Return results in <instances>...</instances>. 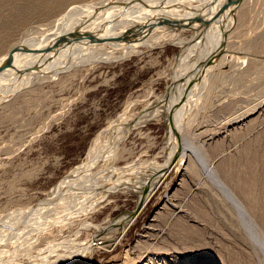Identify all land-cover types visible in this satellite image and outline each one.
<instances>
[{
  "label": "rangeland",
  "instance_id": "374dc122",
  "mask_svg": "<svg viewBox=\"0 0 264 264\" xmlns=\"http://www.w3.org/2000/svg\"><path fill=\"white\" fill-rule=\"evenodd\" d=\"M90 1L0 0V59L71 8L103 2ZM152 1L131 16L87 13L107 18L98 19L106 31L122 21L111 42L156 43L124 53L103 41L51 43L41 72L1 96L0 264H264V0L227 4L215 61L196 75L191 50L207 25L187 8L203 0ZM147 103L160 109L139 113Z\"/></svg>",
  "mask_w": 264,
  "mask_h": 264
},
{
  "label": "bare ground",
  "instance_id": "6f19581e",
  "mask_svg": "<svg viewBox=\"0 0 264 264\" xmlns=\"http://www.w3.org/2000/svg\"><path fill=\"white\" fill-rule=\"evenodd\" d=\"M90 1V0H89ZM94 0H92V1H90V3H92ZM99 1V0H98ZM146 0H144V4H145V6H146V3H150V0H147L146 2H145ZM161 1V0H160ZM177 1V0H176ZM188 1V0H187ZM187 1H185V2H187ZM231 0H209V1H206V0H203V5L200 7V8H196V9H193L192 10V12H191V10L189 11V8H187L188 9V13H187V15L189 16L190 14H192V13H194V14H192V16L191 17H196L200 22H201V26H206V28H205V30H201V32H204L205 34V36H202L198 41H197V43H196V45L193 47V49L191 50L192 51V58H191V62H190V65L192 66V67H194V68H192L191 69V75H196V73H201L200 71H203V72H205V71H207L212 65H211V63L212 62H214L215 61V58H216V55L218 54V52H217V50H218V45H219V35H218V31H220L221 29H219V28H221V26L220 25H222L223 23H222V19H223V17H224V14L226 13V7H227V9H229L228 8V6L230 5V2ZM236 1V0H235ZM101 2H102V0H101ZM155 2V1H154ZM158 2H159V0H158ZM162 2V1H161ZM160 2V3H161ZM164 2V1H163ZM166 2V1H165ZM165 2H164V4H165ZM167 2H169V1H167ZM87 2H85V5H78V6H76V7H74V8H71L70 10H68L66 13H64L63 15H61V17H60V19L57 21V22H55L53 25H51V26H49V29L48 30H46V32L43 34V35H41V36H39V37H36V39L34 38L33 40H32V42L30 43V45H28V48H27V46H25L26 48H24L25 50L23 51L22 49H23V47H22V51L23 52H21L20 50H18V51H15V52H17V54H15V55H13V57H12V55L11 54H9L8 53V55H11L10 57L12 58V59H8V58H4V60H6V61H4V60H2V59H0V99H1V96L3 95V94H5V93H8L9 91L11 92L12 90H9L8 88H10L11 89V85H13L16 81H22V80H25L26 78L28 79V77H30V76H32L31 78H34L33 76L36 74V72H41V71H37L38 70V68L39 67H41V64H42V62L45 60V58H46V54L48 53V48H50L51 50H53L54 48L51 46L50 47V45L49 44H51V43H55V42H59V43H61V42H78L79 43V41H81V42H84L85 40L84 39H86V41H89V42H93V43H96V44H98L100 41H103L104 43H105V45L107 44L108 46H110V47H118V48H120L121 46H124V47H127V48H120L119 50H112V51H123V53L126 51V52H129V51H136V50H139L141 47H144V46H146V45H148V44H150V42H153V40H154V42L157 40V39H155L154 37H153V40H148V41H145L144 42V40H143V42H141V41H139V42H141V43H139V44H134L133 45V43L131 44V46H130V43H128V44H123V43H120V42H111L110 41V38L111 37H113V35H112V33H110L111 31H108L110 28V26H112V25H109L110 24V21L108 22V21H106V22H108V26H107V28H108V30L106 31V26L105 27H101V25L99 24V21H98V19H101L102 20V15H101V18H98V17H100V15L98 14V16H97V14H96V16L94 15H89L87 12H90L91 11V9H95V11H96V7L98 8V10L99 11H107V10H109L110 8H112V9H114V10H112L109 14H111V13H116V12H118V11H123V10H128V9H130V8H132L134 5V9H136V12H137V8H136V3H138V5L137 6H139V3L140 4H142V5H144L143 3H141V0H140V2H139V0H115L114 2H111V0H110V3H109V5L108 6H106V5H104V3H107V2H105V0H103V2L102 3H96V7L95 6H88V5H90V4H86ZM89 3V2H88ZM94 3H95V1H94ZM148 3V4H149ZM155 3H157V1L155 2ZM175 3V2H174ZM177 3V2H176ZM188 3V2H187ZM151 4H154L153 3V1L151 0ZM163 4V3H162ZM181 4V3H180ZM227 4H229L228 6H227ZM93 5V4H92ZM115 6L114 8L112 7V6ZM158 5H159V3H158ZM93 7H95V8H93ZM140 7V6H139ZM147 7H149V6H147ZM151 7H152V5H151ZM155 7V6H154ZM180 7H183V6H181L180 5ZM179 7V8H180ZM153 8V7H152ZM163 8H166V7H163ZM232 8V7H231ZM141 9H143L142 11L143 12H145L144 10H149V9H145L144 7L142 8V6H141ZM141 9H139V11H140V13H142L143 15H144V13L143 12H141ZM155 8H153V10H154ZM171 9V8H170ZM169 9V10H170ZM176 9V8H175ZM156 10V9H155ZM155 10L153 11V14L155 13V15L154 16H156V13H158L159 14V12L157 11V12H155ZM172 10V9H171ZM170 10V11H171ZM174 10V9H173ZM130 11V10H129ZM129 11H127L128 13H129ZM132 11V10H131ZM130 11V12H131ZM150 11H152V9H150ZM169 11V12H170ZM175 11V10H174ZM94 12V11H93ZM98 12V11H97ZM134 12V11H133ZM172 12V11H171ZM177 12H178V10H177ZM177 12H175V13H177ZM190 12V13H189ZM91 13V12H90ZM124 13H126V12H124ZM138 13V12H137ZM137 13H136V15H137ZM140 13L137 15L138 17H139V15H140ZM163 13V12H162ZM168 13V12H167ZM174 12H173V15L172 16H174V14H175ZM229 13V12H228ZM134 14V13H133ZM141 14V15H142ZM146 15L148 14L147 12L145 13ZM153 14H151V17H152V15ZM170 14V13H169ZM184 14L185 13H183V14H181L182 15V18H183V16H184ZM115 15H117V13L115 14ZM123 15H125V14H123ZM123 15H121L120 14V16L121 17H124ZM129 15H130V13H129ZM136 15H135V17H136ZM146 15H144V16H146ZM150 15V14H149ZM160 15V14H159ZM166 14H164V16H165ZM171 15V14H170ZM169 15V16H170ZM177 15V14H176ZM187 15H185V17H187ZM194 15V16H193ZM110 16V15H109ZM119 16V17H120ZM125 16H128L127 15V13H126V15ZM131 16V15H130ZM148 16V15H147ZM146 16V17H147ZM153 16V17H154ZM178 16V15H177ZM26 17V16H25ZM118 17V18H119ZM145 17V18H146ZM150 17V18H151ZM179 17L181 18V16L179 15ZM190 17V16H189ZM190 17V18H191ZM111 18H112V15H111ZM117 18V19H118ZM129 18V17H128ZM142 19L141 20H143V17H141ZM155 18V17H154ZM164 18H167V15L164 17ZM163 18V19H164ZM172 18V17H171ZM175 18V17H174ZM107 19V18H106ZM105 19V20H106ZM110 19V18H109ZM108 19V20H109ZM113 20H114V15H113V18H112ZM111 19V20H112ZM122 19V18H121ZM121 19H119V20H121ZM132 19V18H131ZM135 19H137V18H135ZM134 19V20H135ZM153 18H151V20H152ZM163 19H161L162 21L161 22H163ZM167 19H169V18H167ZM166 19V21L168 22V24H169V21ZM176 19V18H175ZM187 19V18H186ZM186 19H184L185 21H187ZM104 19L102 20V21H105ZM112 20V21H113ZM118 20V21H119ZM125 21H128L127 22V24H129V20H127V19H124ZM133 20V19H132ZM138 20V19H137ZM137 20H136V22H137ZM147 19H145L144 21H146ZM155 20V19H154ZM165 20V19H164ZM172 20H174V19H172ZM171 20V21H172ZM188 20H190V19H188ZM193 20V19H192ZM224 20V19H223ZM15 21V20H14ZM98 21V22H97ZM101 21V22H102ZM115 22H116V20H114ZM139 21V20H138ZM156 21H158L157 20V18H156V20H155V22ZM170 21V24L172 23ZM177 21V20H176ZM178 21H181V20H178ZM197 21V20H196ZM54 22V21H53ZM105 22V23H106ZM114 22V24H115V26L116 27H118L119 26V24L122 22H120V23H118V26L116 25V23ZM142 22V21H141ZM154 22V23H155ZM175 22V21H174ZM104 22H102V24H103ZM112 23V22H111ZM124 23H126V22H123V24ZM132 23H134L135 24V22L134 21H132ZM132 23H130V24H132ZM144 23L145 22H142L141 24H143L144 25ZM147 23H148V21H147ZM164 23V22H163ZM162 23V24H163ZM176 23V22H175ZM107 24V23H106ZM113 24V25H114ZM126 24V25H127ZM136 24H138V22L136 23ZM140 23H139V25L140 26H142ZM156 24V23H155ZM154 24V25H155ZM157 24H159V23H157ZM166 24V23H165ZM122 24H120V26H121ZM145 25H146V23H145ZM150 25V24H149ZM148 25V26H149ZM115 26H113L114 28H115ZM125 26V25H124ZM129 26V25H128ZM113 27H111V29L113 28ZM122 27V26H121ZM134 27V26H133ZM136 27H139V26H136ZM198 27V26H197ZM105 29V30H104ZM110 29V30H111ZM122 29V28H121ZM124 29V28H123ZM202 29H203V27H202ZM115 30L116 29H114V31H113V34H114V32H115ZM119 30V29H118ZM135 30V29H134ZM151 30H152V28H151ZM194 30H195V28H194ZM131 31V30H130ZM132 32V31H131ZM128 33H130V32H128ZM152 33V32H151ZM124 34V33H123ZM131 34V33H130ZM130 34H128V36L130 35ZM150 34V33H149ZM115 35V34H114ZM133 35H135V34H133ZM146 35V34H145ZM160 35V34H159ZM159 35H158V37H159ZM198 35H199V33H198ZM124 36V35H123ZM128 36H125V37H128ZM149 36H151V34L149 35ZM197 36V35H196ZM158 37H156V38H158ZM198 37V36H197ZM137 38H138V36H137ZM151 39H152V37H150ZM83 40V41H82ZM109 40V41H108ZM119 40V39H118ZM124 41H126L125 39H123ZM197 39H195V41H196ZM130 42H131V40H129ZM133 41V40H132ZM88 42V43H89ZM103 42H101V43H103ZM138 42V41H137ZM153 42V43H154ZM65 43V44H66ZM66 44L67 46L69 45V44H71L72 46H73V44L72 43H69V44ZM74 43V44H75ZM86 44H88L87 42H85ZM125 43H127V42H125ZM156 43V42H155ZM27 44H29V43H27ZM152 44V43H151ZM54 46H57V45H54ZM65 46V45H64ZM63 46V47H64ZM76 46V45H75ZM13 47V46H12ZM62 47V48H63ZM187 47V46H186ZM14 48V47H13ZM12 48V49H13ZM19 48V47H18ZM53 48V49H52ZM69 48H71L72 49V47L70 46ZM81 48V47H80ZM86 48V47H85ZM60 49V48H59ZM11 50V49H10ZM15 50V49H14ZM56 50H58V48L56 49ZM64 50V49H63ZM66 50V49H65ZM64 50V51H65ZM77 50V49H76ZM89 50V49H88ZM73 50H71V52H72ZM190 51V52H191ZM219 51V50H218ZM14 51H13V53H15ZM51 52V51H50ZM50 52H49V54H50ZM99 52V51H98ZM6 53V52H5ZM59 53L60 54H62L63 53V51H62V53L59 51ZM97 53V52H96ZM53 54V53H52ZM52 54H51V56H52ZM5 54H3V56H4ZM7 55V54H6ZM65 55V54H64ZM70 55V54H69ZM72 55V54H71ZM75 55V54H74ZM83 55V54H82ZM87 55H88V53H87ZM113 55V54H112ZM3 56H0L1 58L3 57ZM89 56V55H88ZM188 56H190V55H188ZM187 56V57H188ZM7 57H9V56H7ZM9 57V58H10ZM187 57L185 58V59H187ZM55 58H56V56H55ZM55 58H54V60H55ZM181 58H183V57H181ZM46 59H48V58H46ZM58 59H59V57H58ZM58 59H56V60H58ZM64 59H66V58H64ZM79 59V58H78ZM179 59V58H178ZM69 60V59H68ZM80 60V59H79ZM180 60H182V59H180ZM184 60V59H183ZM189 60V59H188ZM75 61H77V60H75ZM6 62V63H5ZM49 62V61H48ZM60 62V61H59ZM69 62V61H68ZM45 63H47L46 61H45ZM51 63V62H50ZM54 63V62H53ZM62 63V62H61ZM183 65V64H182ZM63 66V65H62ZM185 66V65H184ZM43 67H44V65L42 64V69H43ZM189 68H191V67H189ZM184 69V68H183ZM40 70V69H39ZM184 71V70H183ZM189 72V71H188ZM202 72V73H203ZM206 73V72H205ZM205 73H204V75L203 76H205ZM181 74V73H180ZM186 74L188 75V74H190V73H187L186 72ZM38 75H39V73H38ZM199 75H201V74H199ZM36 76V75H35ZM179 76V75H178ZM174 77V76H173ZM192 77H194V76H192ZM191 77V78H192ZM198 77V76H197ZM183 78V77H182ZM194 78H196V77H194ZM30 79V78H29ZM177 79V78H176ZM193 79V78H192ZM199 79H200V77H199ZM201 79H202V77H201ZM205 79V78H204ZM194 80V79H193ZM199 81V80H198ZM26 82H27V80H26ZM25 82V83H26ZM28 82H29V80H28ZM183 82V81H182ZM194 82V81H193ZM23 83H24V81H23ZM24 83V84H25ZM192 83V82H191ZM16 84V83H15ZM17 84H19V83H17ZM17 84H16V86H17ZM179 84H180V82H179ZM179 84L176 86V88L174 89V91H173V93L172 94H176V93H178L177 95H179V92L180 91H182L183 89H181V88H183V87H180L179 86ZM195 84V83H194ZM176 85V84H175ZM191 85V84H190ZM192 85H193V83H192ZM191 85V86H192ZM197 85V84H196ZM183 86V85H182ZM195 86V85H194ZM18 87V86H17ZM17 87H15V88H13V89H17ZM191 89V87L189 86L188 87V89ZM187 89V88H186ZM193 89V88H192ZM8 91V92H7ZM188 93V92H187ZM195 93V92H194ZM184 94V93H183ZM177 95H176V97H177ZM5 97V96H4ZM179 97V99H180V97H182V95L181 96H178ZM163 98V97H162ZM161 98V99H162ZM165 98V97H164ZM168 98V97H167ZM192 98V97H191ZM162 100H164V99H162ZM166 100V99H165ZM164 100V102H166ZM167 100H169V99H167ZM172 100V99H171ZM177 101V103L176 104H178V99L177 100H173V101H171V103H170V105L169 106H167V107H171V106H174V109L177 107H175V105H174V103ZM157 102H160L159 101V99L157 100ZM163 102V101H162ZM151 103H152V101H151ZM150 103V104H151ZM153 103H155V102H153ZM150 104H149V106H148V103L147 104H145V107H143V109H142V111L141 112H139V113H141V114H146V112L148 113H150L151 114V112H155V111H157V110H159L160 108L159 107H151L150 106ZM163 106V105H162ZM173 108L171 107V110H172ZM168 111H169V108H168ZM175 111V110H174ZM172 112H173V110H172ZM140 114V115H141ZM144 114V115H145ZM150 114H148V115H146V117H148V116H150ZM173 114V113H172ZM154 115V114H153ZM141 117V116H140ZM142 118V117H141ZM143 119V118H142ZM178 120V119H177ZM122 121V120H121ZM144 121V120H143ZM124 122H125V120H124ZM137 122V121H136ZM112 123H114V122H112ZM171 123V122H170ZM114 125H115V123H114ZM113 125V126H114ZM127 125V124H126ZM119 126V125H118ZM115 127V126H114ZM117 127V126H116ZM120 128H121V126H120ZM117 129V128H116ZM120 130H122V129H120ZM118 131H119V129H118ZM117 132V131H116ZM176 133V132H175ZM177 134V133H176ZM119 135V134H118ZM174 135V134H173ZM178 135V134H177ZM172 137V136H171ZM178 138H179V136H178ZM113 140V139H112ZM118 140V139H117ZM107 142V141H106ZM177 142V141H176ZM180 142V141H179ZM177 144V143H176ZM101 149V148H100ZM96 150V149H95ZM102 151V150H101ZM109 151V150H108ZM96 152H97V150H96ZM179 152H180V150H179ZM178 153V150L176 149V147H175V149L170 153V154H168V156H167V159H166V161H165V163L161 166V168H160V174H158L159 176L155 179V182L153 183V185L155 186L157 183H158V181L164 176V174H165V172H167V170L169 169V167L172 165V163L175 161V158H176V154ZM101 154V153H100ZM94 155H95V153H94ZM86 161V160H85ZM86 162L85 163H81V164H79V165H77L70 173H69V175H71L72 173L73 174H75V172H77V171H79L81 168H83V167H86ZM85 165V166H84ZM89 165V164H88ZM88 167V166H87ZM83 170V169H82ZM86 170V169H85ZM83 171V173H85L86 171ZM89 170V169H88ZM124 171V170H123ZM82 173V172H81ZM72 174V175H73ZM86 174H87V172L85 173V176H83V177H85L86 178ZM67 175V174H66ZM68 178V177H67ZM77 178V177H76ZM80 179H81V177H79ZM81 179V181H86V179ZM88 178V177H87ZM65 180H66V177L64 178ZM68 179H73V178H68ZM75 179V178H74ZM80 179H79V181H80ZM65 180H63V182L65 181ZM78 180V179H77ZM80 181V182H81ZM88 181V180H87ZM66 182H67V180H66ZM62 183V186L60 187V185L61 184H58V186L56 187V189H55V193L57 192V190H59V188H60V191H61V189H64V186L66 187V185L65 184H67V183ZM72 182V181H71ZM70 183V182H69ZM68 183V184H69ZM73 183V182H72ZM84 183V182H83ZM68 186V185H67ZM80 188V187H79ZM64 191H66V190H64ZM76 191V190H75ZM63 193V192H62ZM65 194V193H64ZM52 195V194H51ZM58 195H60V194H58ZM50 196V195H49ZM53 196V195H52ZM234 197V196H233ZM232 197V198H233ZM50 198V197H49ZM236 198V197H235ZM62 199V198H61ZM54 200V199H53ZM48 201V199L45 201V203ZM53 203H54V201H53ZM58 203V202H57ZM239 203V202H238ZM44 204V203H43ZM42 204V205H43ZM50 204H52V203H50ZM38 205V204H37ZM41 206V205H40ZM39 206V207H40ZM52 206H55V205H52ZM52 206H50V207H52ZM38 207V209H41V208H43V206L41 207V208H39ZM44 207H45V205H44ZM37 208V207H36ZM47 208V207H46ZM87 209V208H86ZM37 210V209H36ZM13 211V210H12ZM43 211V210H42ZM48 211V210H47ZM37 212V211H36ZM50 212V211H49ZM61 212V211H60ZM35 213V212H34ZM38 213V212H37ZM48 213V212H47ZM64 213V212H63ZM50 214V213H49ZM54 214V213H53ZM57 214H58V212H57ZM60 215V214H59ZM20 216V215H19ZM40 217H41V215H39ZM47 216V215H46ZM40 217L38 218V223H36L35 222V224H37V226L39 225L40 226V224L41 223H43V222H39V220H40ZM45 217H42V221H43V219H44ZM8 219V218H7ZM33 219H34V217H33ZM10 221V220H9ZM26 221V220H25ZM34 221V220H33ZM32 221V222H33ZM36 221V220H35ZM64 221V220H63ZM23 222V221H22ZM6 223V222H5ZM8 224V223H7ZM20 224V223H19ZM23 224H24V222H23ZM32 224V223H31ZM5 225V224H4ZM15 225V224H14ZM21 225V224H20ZM27 225H29V224H27ZM32 225H34V224H32ZM31 225V226H32ZM44 225V224H43ZM8 226V225H7ZM13 226V225H12ZM47 226V225H46ZM9 228H10V226H8ZM7 227V228H8ZM5 228V227H4ZM13 228V227H12ZM6 230V229H5ZM16 230V229H15ZM26 230V229H25ZM28 230V229H27ZM2 232V231H1ZM42 232V231H41ZM17 233V232H16ZM20 233V232H19ZM24 233V232H23ZM32 233V232H31ZM16 235V234H15ZM19 235V234H18ZM30 236V235H29ZM36 237V236H35ZM118 238V237H117ZM2 239V238H1ZM14 239H16V238H14ZM20 239V238H19ZM24 240V239H23ZM5 241V239H3V241H2V243ZM20 241V240H19ZM18 241V242H19ZM26 241V240H25ZM94 241V240H93ZM96 241V240H95ZM6 243H7V241H5ZM17 242V243H18ZM24 242V241H23ZM22 242V243H23ZM96 243H100L101 244V242H96ZM16 244V243H15ZM13 245V246H16V245ZM62 244V243H61ZM3 244H1L0 245V247L2 246ZM5 245V244H4ZM3 245V246H4ZM60 245V244H59ZM3 246L1 247V248H3ZM13 246H11V248H13ZM99 246V245H98ZM7 248H8V246H6ZM10 247V246H9ZM18 247V246H17ZM56 247V246H55ZM57 247H58V244H57ZM56 247V248H57ZM15 248V247H14ZM82 248V247H81ZM264 248V247H263ZM19 249V248H18ZM9 250V249H8ZM13 250H17V249H13ZM82 250V249H81ZM3 251V250H2ZM10 251V250H9ZM4 252V251H3ZM2 252V253H3ZM6 252L7 251H5V253L4 254H6ZM10 252H12V250L10 251ZM15 251H13L12 252V254L14 253ZM80 252V251H79ZM79 252H77V253H79ZM1 253V254H2ZM9 253V252H8ZM81 253V252H80ZM1 254H0V256H1ZM10 254V253H9ZM9 254H6V255H9ZM11 254V255H12ZM18 254V253H17ZM17 254H15V255H17ZM4 256V255H3ZM13 256V255H12ZM5 257V256H4ZM14 257V256H13ZM40 257V256H39ZM6 258V257H5ZM10 258V257H9ZM41 258V257H40ZM39 258V259H40ZM42 259V258H41ZM72 259V257H66L65 258V260L66 261H70ZM20 261V260H19ZM39 262H41V263H48V261H46L45 262V260L44 261H39ZM52 263V262H51ZM8 264V263H7Z\"/></svg>",
  "mask_w": 264,
  "mask_h": 264
},
{
  "label": "water",
  "instance_id": "95a60500",
  "mask_svg": "<svg viewBox=\"0 0 264 264\" xmlns=\"http://www.w3.org/2000/svg\"><path fill=\"white\" fill-rule=\"evenodd\" d=\"M188 86V85H187Z\"/></svg>",
  "mask_w": 264,
  "mask_h": 264
}]
</instances>
